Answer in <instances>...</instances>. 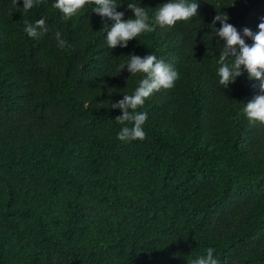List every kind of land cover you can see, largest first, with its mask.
Wrapping results in <instances>:
<instances>
[{"label": "trees", "instance_id": "trees-1", "mask_svg": "<svg viewBox=\"0 0 264 264\" xmlns=\"http://www.w3.org/2000/svg\"><path fill=\"white\" fill-rule=\"evenodd\" d=\"M54 2L0 0V264H188L209 247L219 264H264V125L242 112L259 81L219 84L212 26L219 10L251 45L264 0H189L193 18L115 49L95 5L65 21ZM167 2L137 0L153 23ZM41 18L50 31L29 37ZM132 54L179 78L138 108L146 138L122 142L111 103L144 78L119 72Z\"/></svg>", "mask_w": 264, "mask_h": 264}, {"label": "clouds", "instance_id": "clouds-1", "mask_svg": "<svg viewBox=\"0 0 264 264\" xmlns=\"http://www.w3.org/2000/svg\"><path fill=\"white\" fill-rule=\"evenodd\" d=\"M19 0H12V5L17 6ZM45 3V0H23V11L26 14L34 6ZM86 5H95L92 11L107 20L113 21L109 26L105 23L107 46L115 49L118 46L126 48L129 41L139 37L143 33L155 31V24L160 27H174L177 22L187 21L197 15L199 5L189 0H169L157 7L154 16V23L150 20L149 13L137 0L128 3L127 8L134 13V18L124 19L125 13L117 11L116 0H55L52 4L54 9H58L62 14V19L71 20ZM229 16L219 12L214 17L213 30L223 41V48L218 60L217 76L219 84L227 88L229 84L235 83L236 79L243 75L246 70L250 80L259 81L258 88L260 94L247 102L242 112L250 122H259L264 125V17L260 18L258 31L253 32L245 27L243 36L251 39L249 45L242 38L237 29L228 23ZM219 22L221 27L215 28ZM50 31L46 20L41 18L34 23L25 21L24 32L31 38H38ZM54 39L59 48L67 46V41L62 37L59 30L54 32ZM126 63L119 66V72L127 69L131 76L144 74V78L138 82V87L132 94H124L123 99L116 103H111V108L121 109L122 115L115 119L122 125L117 135V139L122 142L134 140H144L146 133L143 125L148 119L146 112L138 111L143 107L145 100L154 92L161 89L174 87L175 81L179 78V73L172 65L163 59H158L155 54H148L144 57L132 54L128 56ZM230 58H232L230 60ZM214 248L206 249V255H201L196 259L188 261V264H219L214 257Z\"/></svg>", "mask_w": 264, "mask_h": 264}]
</instances>
